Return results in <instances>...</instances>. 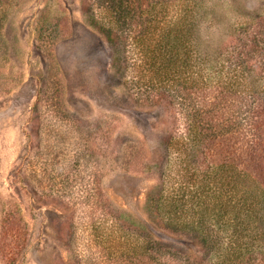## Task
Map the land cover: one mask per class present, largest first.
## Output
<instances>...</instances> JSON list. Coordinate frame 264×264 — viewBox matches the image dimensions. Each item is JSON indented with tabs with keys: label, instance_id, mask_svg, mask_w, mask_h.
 Wrapping results in <instances>:
<instances>
[{
	"label": "rangeland",
	"instance_id": "1",
	"mask_svg": "<svg viewBox=\"0 0 264 264\" xmlns=\"http://www.w3.org/2000/svg\"><path fill=\"white\" fill-rule=\"evenodd\" d=\"M197 3L198 34L193 40L191 30L185 47L192 67L195 59H206V67L241 62L252 33L264 35V0ZM181 4L0 0V239L6 231L15 249L0 250V264H127L128 255L117 256L121 233L111 234L113 222L134 233V244L174 247L184 260L210 258L196 235L162 227L152 204L160 189L164 199L180 202L176 209L184 202L191 211L196 203L181 199L179 188L198 185L179 177L185 163L172 146L190 130L193 93L187 96L188 82L173 92L175 66L158 46L163 31L182 26ZM148 11L165 21L148 25ZM97 24L117 28L115 44ZM259 37L256 56L264 61ZM256 60L244 59L250 71L212 75V82L251 83L254 71L261 74ZM254 106L256 128L264 125V95ZM230 108L242 109L235 102ZM237 122L248 125L242 116ZM254 218L264 246V202Z\"/></svg>",
	"mask_w": 264,
	"mask_h": 264
},
{
	"label": "trees",
	"instance_id": "2",
	"mask_svg": "<svg viewBox=\"0 0 264 264\" xmlns=\"http://www.w3.org/2000/svg\"><path fill=\"white\" fill-rule=\"evenodd\" d=\"M187 1L182 0L181 4L184 8L180 19L182 26L163 31L158 46L165 51L167 65L175 66L173 71L175 76L171 83L173 92L176 86H180L179 83L188 82L186 85L190 87L187 90L190 91L187 96L190 97L193 93V122L190 130L186 138L175 140L172 146L180 162L185 163L184 168L178 173L179 177L185 183L198 185L196 191L185 185L179 188L181 199L193 200L196 203H193L191 211L186 209L184 202L181 208L176 209L180 202L175 204L164 199V191L160 189L158 197L152 204L155 213L160 216L162 227L196 235L210 252V258L206 262L184 260L180 257L183 253L174 247H162L147 241L142 244L143 246L139 242L134 244V241L131 242V237H135L134 233L130 230L123 232L120 225L113 222L114 229L111 234L115 236L118 232L121 233L118 234L120 251L117 256L128 255L130 262L127 264H264V246H261V235L254 218L258 207L264 202V125L258 124L256 128L255 125L252 126V117L255 118L252 108L255 107L256 100L264 95L262 74L264 61L256 56L259 53L256 36L264 39V35L258 30L252 33L251 48L245 50L241 62L235 60L233 63L223 62L219 66L206 67L202 62L206 59H195L192 67L187 62L189 54L185 47L190 40L187 34L191 35L192 30L193 40L198 34L199 25L196 20L193 22L192 17L194 19L193 13L199 8V4L198 0H193L194 3L190 7L187 6ZM147 6L148 9L157 8L156 5ZM116 10L118 12L120 8L117 7ZM165 11L167 14V9ZM160 15L155 11H148L146 14L148 25L153 22L157 25L165 21L164 15ZM188 19L195 25L193 29L189 30ZM97 26L109 42L116 43L114 37L118 33L115 30L117 28H109L102 24ZM146 49L147 47L145 52ZM150 55H152L149 57L150 64H153L157 54L152 51ZM243 58L248 62L255 58L257 59L255 64L261 61V66L257 67L261 74L257 75L258 73L253 70L255 74L253 82L236 84L233 83L236 81L228 80L225 87L219 82H212V75L231 77L232 74L237 76L241 68L250 71L245 67ZM252 67L254 66L251 65L250 68ZM157 78L160 79L158 75ZM240 86H245L242 88L243 91L238 89L233 91V87ZM182 89L185 90V87ZM231 98L233 101L229 103ZM233 102L242 109L230 108ZM241 116L245 122L247 120L252 128L251 132L250 128L247 129L248 125L243 128L237 122ZM188 170L193 172V175L188 176L186 173ZM27 183L31 185V180ZM104 208L97 206L96 211L102 212ZM185 215L188 217H184ZM20 245L24 244H19V248ZM4 249L15 250L6 231L0 239V250ZM123 250L127 252L124 253Z\"/></svg>",
	"mask_w": 264,
	"mask_h": 264
}]
</instances>
